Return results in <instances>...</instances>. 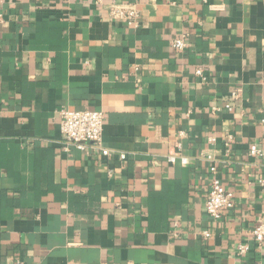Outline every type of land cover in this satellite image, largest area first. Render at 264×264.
<instances>
[{
  "label": "crops",
  "instance_id": "crops-1",
  "mask_svg": "<svg viewBox=\"0 0 264 264\" xmlns=\"http://www.w3.org/2000/svg\"><path fill=\"white\" fill-rule=\"evenodd\" d=\"M129 2L137 27L109 13ZM2 13L0 264H264L251 234L264 223V0H4ZM62 108L101 110V144L65 150ZM213 166L233 193L218 220Z\"/></svg>",
  "mask_w": 264,
  "mask_h": 264
},
{
  "label": "built area",
  "instance_id": "built-area-1",
  "mask_svg": "<svg viewBox=\"0 0 264 264\" xmlns=\"http://www.w3.org/2000/svg\"><path fill=\"white\" fill-rule=\"evenodd\" d=\"M4 0H0V22L3 20L2 6ZM110 16L113 19L122 20L128 26L139 25L140 12L138 7L134 3H122L112 4L109 8ZM172 47L178 50H184L189 46V43L185 37L176 38L171 42ZM136 71L139 70V66L136 65ZM196 74L202 75L203 69L200 67L196 70ZM137 85L140 83V78H136ZM241 90L239 88L232 90L230 94V100L226 103V107L229 110L234 109L235 101L239 99ZM217 109V108H214ZM60 131L63 137V148L70 151L72 148L85 151L88 148V144L100 145L103 137V128L105 116L101 110L98 109H67L62 108L60 110ZM233 139L232 135H228L226 145L229 147ZM214 138H210V141H214ZM180 143L178 142V147ZM110 150L107 148L102 149L104 156L110 155ZM250 154L253 156H262L263 150L256 144L250 147ZM178 157H181L183 164L187 163V157L182 156L178 151L171 152L167 159L170 162H176ZM121 158L125 159L126 155L121 154ZM214 176L211 181V187L209 195L207 197L205 208L208 215L213 220L221 218V212L224 209L231 208L233 206V193L226 189L222 184L220 178L216 175V167H212ZM261 185L264 186V180H261ZM253 239L262 244L264 241V223H261L253 228L251 231ZM204 238H208L211 232L207 229L202 231ZM250 244L248 242L239 243L236 246V254L244 256L250 251Z\"/></svg>",
  "mask_w": 264,
  "mask_h": 264
}]
</instances>
